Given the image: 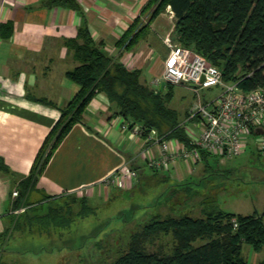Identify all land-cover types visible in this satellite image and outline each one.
Instances as JSON below:
<instances>
[{
	"label": "crops",
	"instance_id": "crops-1",
	"mask_svg": "<svg viewBox=\"0 0 264 264\" xmlns=\"http://www.w3.org/2000/svg\"><path fill=\"white\" fill-rule=\"evenodd\" d=\"M49 1L0 0V25H12L8 38L0 31V238L7 234L6 221L24 212V225L17 230L31 232L28 219L45 217V208L52 209V202L71 198L69 201L79 202L80 207L82 200L89 206L102 196L107 202L115 192L132 191L135 182L120 177L123 166L136 173V182L148 174L144 139L123 131V119L113 116L115 108L103 93H98L85 108L81 122L71 128L43 166L26 204L12 211L18 198L13 192H21V183L30 175L39 149L59 120L60 109L80 90L66 76L78 66L66 42L86 28L106 55L128 70H137L140 83L152 90L162 77L170 51L166 40L177 44L169 6L152 19L134 46L125 50L117 46L118 40L138 17L141 22L133 31H139L144 17H148L143 10L151 0H75L78 10L52 6ZM201 162L205 166L200 173L209 165L207 158ZM193 164L197 162L177 163L169 170L150 169L148 175L172 185L190 183L186 178ZM253 173L264 184V171ZM32 211L35 215H30ZM248 215L261 216L264 221V213ZM249 249L253 252L250 256L248 251L249 260L243 255L247 263L263 264L264 247L259 251Z\"/></svg>",
	"mask_w": 264,
	"mask_h": 264
},
{
	"label": "trees",
	"instance_id": "trees-1",
	"mask_svg": "<svg viewBox=\"0 0 264 264\" xmlns=\"http://www.w3.org/2000/svg\"><path fill=\"white\" fill-rule=\"evenodd\" d=\"M157 2V7L151 12L150 9ZM47 4L72 10L79 8L75 0H50ZM166 6H169L174 16L175 43L220 68L224 80H231L240 70L251 72L250 78L240 82L243 89L264 87V0H151L143 10V15L150 13L139 31L134 33L133 28L141 22L140 17L118 40L117 46L131 49L152 19ZM0 31L4 38H8L12 25L2 24ZM66 43L74 51V58L78 62V66L67 71L66 76L79 85L80 90L60 109V118L39 149L30 175L21 183V192L17 193L12 211L26 204L27 196L34 188L43 166L71 128L81 122L85 108L98 93H103L115 108L113 116L121 117L131 126L136 124L144 130L155 129L160 135H166L168 140L190 146L185 123L187 112L185 119L180 121L178 113L167 107L173 93L172 86H166L168 94L163 97L161 90L142 85L139 72L128 70L106 55L100 45L94 43L86 28L79 29L77 37ZM37 101L49 104L46 100ZM208 155L201 152V161L206 160ZM1 168L7 170L5 166ZM189 184L169 185L164 198L158 196L156 203L147 207L158 208L167 196L174 197L176 190L188 191ZM193 185H197V182ZM202 204L205 207L199 210V217L171 215L169 212L163 218L161 215L152 217L149 223L143 225L141 234L132 235L129 248L119 254L113 264H248L243 257L242 246H249L254 251L264 247L263 218L225 212L212 200ZM81 205L79 216L85 217L92 212L85 200H82ZM169 209L171 211V207ZM50 210L54 211L53 208ZM56 213L48 212L45 217L37 218L38 224L55 230L70 226L72 221L68 220L66 225L59 224L54 219ZM32 220L28 219V222ZM19 227L20 224H17V229ZM159 234L170 236L171 248L167 254L154 253L147 248L149 239Z\"/></svg>",
	"mask_w": 264,
	"mask_h": 264
},
{
	"label": "rangeland",
	"instance_id": "rangeland-1",
	"mask_svg": "<svg viewBox=\"0 0 264 264\" xmlns=\"http://www.w3.org/2000/svg\"><path fill=\"white\" fill-rule=\"evenodd\" d=\"M157 4L158 2L150 9L151 12ZM167 85L173 87L167 107L178 113L180 121L185 119V113L198 101H211L220 92L218 88H211L195 93L188 86ZM161 91V95L166 97L167 87ZM186 124V127L191 126ZM252 140H248L246 150L238 156L208 155L209 165L205 173H200L205 166L204 162L193 164L192 172L187 174L186 178L191 183L188 191L176 190L174 197L167 196L158 208L147 206L154 205L158 196L164 198L163 195L169 190L168 186L173 182L155 180L148 175L151 171L146 167L145 172L148 174L132 184L135 186L132 191L115 192L113 198L107 202L102 196L96 203L89 204L93 207L92 212L84 215L85 217L78 215L80 203L69 201L71 198L66 202H52L50 206L54 211H49L46 205L45 214L57 211L54 219L59 224L66 225L67 220L72 221L65 229L55 230L42 224L40 226L39 219H36L30 225L31 232H20L17 230V224H20L19 228L24 225V212L18 218H12L5 223L8 230L7 234L0 238V264H113L118 255L129 248L132 235L141 234L143 225L149 223L152 217L161 215L163 218L168 212L171 215L186 214L199 217V210L205 207V204L201 203L208 200H212L213 204L225 212L261 215L264 213V184L259 182L258 175L253 171H264V152L256 149ZM258 173L262 175L259 171ZM195 182L197 185H193ZM69 205L72 217L69 215ZM30 215L35 214L32 211ZM149 240L147 248L151 252H170V236L159 234ZM248 251L251 256L253 252L243 245L242 253L249 260Z\"/></svg>",
	"mask_w": 264,
	"mask_h": 264
},
{
	"label": "built area",
	"instance_id": "built-area-1",
	"mask_svg": "<svg viewBox=\"0 0 264 264\" xmlns=\"http://www.w3.org/2000/svg\"><path fill=\"white\" fill-rule=\"evenodd\" d=\"M166 42L170 51L162 77L155 81V90L160 91L166 84H185L195 93L211 88L220 92L213 100L198 101L187 111L185 123L191 125L186 127L189 147L166 139V135L155 129L131 126L123 119L121 129L143 138L147 144L146 166L153 171L169 170L177 163L200 162L201 152L219 157L238 156L246 150L250 138L256 149L264 151V87L245 90L240 85L251 77V72L239 70L231 80H224L222 70L204 57L169 40ZM256 129L261 133H256ZM119 173L131 182L137 181L136 173L125 166Z\"/></svg>",
	"mask_w": 264,
	"mask_h": 264
},
{
	"label": "water",
	"instance_id": "water-1",
	"mask_svg": "<svg viewBox=\"0 0 264 264\" xmlns=\"http://www.w3.org/2000/svg\"><path fill=\"white\" fill-rule=\"evenodd\" d=\"M255 132H256V133H261V130L256 129Z\"/></svg>",
	"mask_w": 264,
	"mask_h": 264
}]
</instances>
